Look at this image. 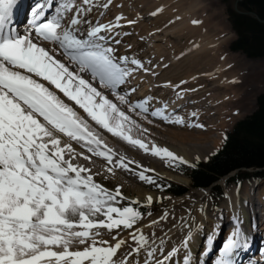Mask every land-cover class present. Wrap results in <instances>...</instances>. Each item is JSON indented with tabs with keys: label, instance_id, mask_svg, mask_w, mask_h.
<instances>
[{
	"label": "snow or ice",
	"instance_id": "obj_1",
	"mask_svg": "<svg viewBox=\"0 0 264 264\" xmlns=\"http://www.w3.org/2000/svg\"><path fill=\"white\" fill-rule=\"evenodd\" d=\"M111 4L112 0L101 4L83 0L84 6L67 0H37L29 9L28 0H0V264H140L134 258L141 252L145 254L143 264H176L173 257L180 247L186 250L182 264H202L190 249L204 230L203 223L191 216L192 209H188V219L181 217L179 224L172 225L184 230L181 245L166 250L167 234L162 238L153 232L149 242L137 227L145 215L152 216L140 208L151 206L153 197L121 206L127 200L121 186L108 189L95 179L101 172L94 173L79 162H92V156H97L106 161L104 172L108 174L114 176L117 168L134 171L130 167L134 162L114 159L116 154L104 145L100 133L60 94L113 136L173 164L188 163L167 148L154 143L149 148L143 139L133 138L134 131L143 136L147 129L106 94L148 123L152 117L184 124L182 118L167 112L166 104L153 109L154 98L148 96L133 102L130 98L136 87H122L138 71L155 73L139 59L118 54L121 33L117 29L124 26L122 16L115 23H93L87 18L93 7L108 9ZM74 7V14L65 21ZM25 11L28 29L21 34L12 21L14 14ZM39 41L54 47L46 49ZM73 143L91 155L78 151ZM136 167L141 169L135 174L142 181L156 184L155 178L146 175L154 169ZM200 211L205 212L203 206ZM169 217L166 211L148 226L167 222ZM125 230H130L136 247L121 252L127 244L121 237ZM215 231L213 227L206 235L202 257L213 251ZM104 235L110 240L103 239ZM248 247V234L237 221L212 264H240L239 256Z\"/></svg>",
	"mask_w": 264,
	"mask_h": 264
},
{
	"label": "rangeland",
	"instance_id": "obj_2",
	"mask_svg": "<svg viewBox=\"0 0 264 264\" xmlns=\"http://www.w3.org/2000/svg\"><path fill=\"white\" fill-rule=\"evenodd\" d=\"M96 2V0H94ZM100 4L104 0H100ZM132 1V2H131ZM146 1V2H145ZM73 2H83L82 0H73ZM140 2V4H139ZM142 2V3H141ZM127 3V4H126ZM161 0H113V4L117 5L118 7L116 10L113 12L112 10L109 9H103L102 7L93 8L92 10L96 9L95 12H97L96 18H94L93 23L99 21L100 23H105L108 21V23H115V18L117 16H122V10L125 8V5H129L128 8L130 9V12L134 10L133 16H131V19L129 20H135L136 23L134 25H128L130 29H134L133 31H129L125 29L126 27L124 26V32L129 33L128 38L126 41L123 42L125 50L132 51V47L134 48L135 46L137 47V50L141 52V57L140 61L144 63L145 67H149V65H154L155 63L157 64V61L161 65L163 62L168 61L171 59V57H177L179 55L180 58L176 59V64L170 65L168 68H165L163 70L160 69L155 76H146V73L143 71H138L134 73V78H130L128 85H132L135 83V85L143 90H149L152 87V83L148 84L147 79L149 78H158L159 80H168L167 78L173 76V73L176 74V72L179 73V76L182 77L185 82L190 81V79H185L187 77L186 74V69L183 68L184 64L182 63L184 61V56L182 57V52L186 51L188 46H192V48H195L193 50H196V54L198 55L196 58H198L195 62L198 63L197 65H202L206 63L207 65L215 66L222 61L226 62V66L230 67V71L232 73V76L234 77L232 82L225 84L224 88L221 86H217V80L215 79L212 82L211 80H204V78L197 77L199 72L201 70L197 69L195 71V75L192 74V80L195 83L193 85L195 91H198V94L192 95L191 91L187 90H179L178 92L182 91L184 95H177V96H182V98L191 97L192 103H181L179 106V109H177L173 114L174 118H182L184 120V124L189 121H186V115L187 112H192V113H200L202 114L204 111H213V115L210 117L211 119L214 118L213 122H211V127L209 129H205V134H209L212 136V138L219 139L216 140L218 141L215 147L211 150V152L201 156H194V159L191 161V163L187 164H180V163H175L173 164L170 161H166V166L163 168L164 172H168L173 175H178L182 176L186 179L189 180V183L187 185L177 183L171 180H168L167 178L162 177L159 174L148 172L146 175L155 178L156 184H149L145 181H142L140 178L138 180H131L130 176L125 174L121 175L122 172L118 171L115 169V175L108 174L102 171L101 169L96 168L98 164H92L87 161H84L83 159H79V162L84 164L86 167H89L92 169V171L95 173L97 171L101 172L102 175L96 176L95 179L97 182L101 183L103 186L107 187L110 190H115V188L119 185L121 192L124 194L125 197H127V200L123 201L121 206H127L128 203L132 200H138L141 203H144L146 201V196L151 195L153 197V204L147 208V212H151L152 216H147L145 215L142 219L141 222L138 223L137 227L140 228V230L143 232L145 235L147 227L149 228L150 221L154 218L159 217L162 215L164 212H168L170 214L169 219H172V216L177 217L175 221H172L173 223H180L179 217H183L185 219H188V209H192L191 216L195 218V221L197 223H200V218L202 220L208 221L210 219L211 214H217L215 216V220L217 223V218L219 217L220 213H224V209L227 206H234V203L237 202L235 200V195L238 197H241L244 191V188H247V191L249 193H253L252 187H247L251 186L254 184H257L256 190L259 192L257 197H264V178H255L252 177L250 179H242L239 183L234 182L231 180L230 182L228 178L231 177V175L221 178L223 181H220V179L216 182V184L220 187V194H217L216 190H213L210 188L207 189H200V188H192L190 186V179L187 174V170L189 167H191L195 162L197 161H205L207 158L210 157V155L217 150L218 148L221 147L222 142L227 134L228 131L232 128L233 124L243 118L244 116L251 114L255 109H256V98L257 96L264 92V59H249L245 57L242 53L239 52H232L229 50L228 45L230 41H232L235 38V34L232 32L230 28V24L228 23L227 20V14L225 10V5L221 2V0H178V4L171 6L164 7L165 5H160ZM165 3V1L163 2ZM236 3V0H234V5ZM197 6V12L195 14V21H200L198 24H194V26L191 23H184L181 21L180 24L184 23L183 25H180L179 23L176 24L177 28L176 33H175V38L173 37H168L167 35L164 36V34L161 33H166L169 29L167 20L171 19L174 21V15L175 14H180V12L189 13L187 11L188 7L194 8V6ZM162 6V7H160ZM160 7V10L164 12L163 16L157 17L156 15L153 16V12H157V14L161 11L158 10ZM102 8V9H101ZM119 10V11H118ZM137 14H135L136 12ZM115 16V18H110L111 13ZM74 14V10L71 12ZM99 13V14H98ZM105 13V14H104ZM119 13V15L117 14ZM73 14H70L73 15ZM110 14V15H109ZM139 14V16H138ZM69 15H66V17H70ZM105 17V19H103ZM129 17V16H128ZM88 18V17H87ZM108 18V20H107ZM139 18V19H137ZM179 18V17H178ZM178 18L176 20H178ZM103 19V20H102ZM141 19V20H140ZM68 19L65 18V21ZM158 20V21H157ZM123 20L120 21L122 25H126V22H122ZM161 22V23H160ZM167 25V26H166ZM179 26V27H178ZM145 27V28H144ZM184 27V28H183ZM18 28V27H17ZM139 28V29H138ZM123 29V28H122ZM145 29L143 30L144 32H140L138 30ZM18 30V29H17ZM200 31L202 32H208V39L210 40L211 38L215 40L216 43H210L209 44V49H205L206 42L201 43L199 40H197V36L200 35ZM131 32V33H130ZM140 32V33H139ZM205 32V33H206ZM133 33V34H132ZM139 33V34H138ZM142 33L143 38H135V37H140V34ZM155 33V34H154ZM132 34V35H130ZM157 34V35H156ZM156 35V37L154 36ZM177 36V37H176ZM130 37V38H129ZM171 38V39H167ZM122 39V37H120ZM132 40V41H130ZM156 40V41H154ZM159 40V41H158ZM207 40V39H206ZM145 41V42H144ZM212 41V40H211ZM40 42V45L43 47H47L46 45L49 44L47 42ZM38 42V43H39ZM127 43H133L134 46H129ZM174 44V45H173ZM213 44V45H212ZM169 45V46H168ZM195 45V46H194ZM54 46V45H53ZM198 46V47H196ZM116 47L120 50L122 49V44L116 45ZM135 47V48H136ZM171 51V48H174ZM177 47V48H176ZM202 50H200V48ZM127 48V49H126ZM135 48L133 52L135 51ZM50 49V48H49ZM210 50V51H209ZM208 51V52H207ZM127 55L129 52H126ZM204 53H206L204 55ZM136 54V53H135ZM135 54L132 53L131 56L135 57ZM171 56V57H170ZM211 56V57H210ZM58 59L63 60V57L60 55L56 56ZM208 57V58H207ZM211 59L209 61L208 59ZM211 62V63H208ZM213 62V63H212ZM180 67V68H177ZM174 67V68H173ZM178 70H176V69ZM215 68V67H214ZM184 69V70H183ZM207 69H212V68H207ZM182 71V72H181ZM214 71V70H213ZM233 71V72H232ZM141 73V74H140ZM181 73V75H180ZM234 73V74H233ZM183 75V76H182ZM195 76L197 78H195ZM231 76V75H228ZM232 77V78H233ZM88 78V77H85ZM179 78V77H178ZM197 79L195 81V79ZM210 78H213L210 77ZM236 79V80H235ZM203 80V81H202ZM200 82V83H199ZM221 83V82H219ZM167 86V84H164ZM221 85V84H220ZM192 87V89H193ZM203 87V88H202ZM148 88V89H147ZM164 88H166L164 86ZM202 88V89H201ZM197 89V90H196ZM205 89V90H203ZM151 89L150 91H152ZM200 91V92H199ZM202 91V92H201ZM160 92V91H159ZM169 88L168 89H163L160 93L162 95H165V93L168 95ZM188 92V93H187ZM202 93V94H201ZM108 94V93H106ZM159 94V93H158ZM171 94V93H170ZM205 94V95H204ZM212 95L213 98H212ZM184 96V97H183ZM175 97V95L173 96ZM195 97V98H194ZM197 97V98H196ZM216 97H222L224 99V104L225 107L227 108L226 114L222 116L221 115H215L217 114V100L214 98ZM207 98V99H206ZM65 99V102H71L68 101L67 98ZM211 100V101H210ZM197 101V102H196ZM213 101V102H212ZM182 102V101H179ZM163 103L158 104L159 107H162ZM178 103V102H177ZM216 103V104H215ZM226 103V104H225ZM166 104V103H165ZM168 104V103H167ZM166 104V105H167ZM212 104V105H211ZM162 105V106H161ZM156 106V107H158ZM76 111L79 110L78 106H73ZM168 108V107H167ZM81 110V109H80ZM203 111V112H202ZM204 115V114H203ZM209 115V114H207ZM203 116L204 118L207 117ZM210 116V115H209ZM224 116V117H223ZM202 116L198 118L199 120H203ZM84 118L89 121V117H87V114H84ZM223 118V119H221ZM91 120V119H90ZM197 122V121H195ZM214 123V124H213ZM90 124L96 128L97 130H100L101 132L107 134V136L111 137V140L120 142L122 144H125L122 142V139L113 136L111 133H108L106 130L101 129L98 125L95 124V122L90 121ZM197 125H202L196 123ZM207 125V124H206ZM208 128V126H207ZM215 128V129H214ZM214 135H212V134ZM221 134V135H220ZM220 137H219V136ZM219 137V138H218ZM129 147V146H128ZM131 148V147H130ZM82 151H85L84 149L79 148ZM113 151H115L118 156L124 157L126 159L128 155L127 153H123L122 151L111 148ZM139 150V149H137ZM136 150V151H137ZM86 152V151H85ZM150 157H153L152 155H149ZM153 160L152 158H150ZM158 160V159H155ZM128 161V160H127ZM92 164V165H91ZM165 169V170H164ZM105 176H107V179H105ZM170 183V184H169ZM168 184V186H167ZM173 185H179L184 188H186V192L183 193L182 195H174L171 192H166L162 190L160 187H157V185H163V188L166 189H171ZM139 189V191H137ZM251 190V191H250ZM142 192V193H141ZM141 193V194H140ZM144 197V198H140ZM232 203V204H231ZM239 205H242L241 203ZM204 207L205 212H201L200 208ZM262 210H264V207H262ZM212 211V212H211ZM216 211V212H215ZM214 212V213H213ZM219 212V213H217ZM264 212V211H263ZM145 213V214H146ZM200 217V218H199ZM262 216H260L261 218ZM227 218V217H226ZM264 219V216H263ZM161 224V223H160ZM170 227V226H169ZM169 227L166 229L160 230V233H155L157 237H162L165 238V234H167V230ZM173 227V226H172ZM204 227V232H200V235H196L197 239L194 240L195 242V247L193 251V255L195 259H199L204 262V258H208L207 256L205 257H200L199 254L203 248V244L206 241V235L208 234L209 231H211V225L210 224H203ZM259 225H257V230L259 229ZM179 228H173V230H178ZM128 231L130 230H125L121 233V237L124 238L127 241V244L122 247L121 251L122 252H127L130 251L132 248L136 247L135 243L133 241H130L131 236L128 235ZM207 231V233H206ZM173 232V231H172ZM261 232V235L263 236V231L259 229L258 233ZM164 233V234H163ZM222 233L221 237L218 239V242L220 243V246L222 244V240L224 237V233L222 230L220 231L219 235ZM184 231L181 232L180 234L174 236V234H171V237L169 236L170 234H167L166 237V243H165V249L168 250L170 247L176 246L179 247L181 245V240L183 237ZM202 234V236H201ZM195 235V234H194ZM226 235V234H225ZM130 236V237H128ZM173 236V237H172ZM128 237V238H127ZM149 242L152 240L151 235H147ZM177 237V238H176ZM105 240H110V237L107 235H104L102 237ZM132 240V239H131ZM130 241V242H129ZM170 241V242H169ZM82 249V246H80ZM181 250L178 252L176 255L177 257H173V260L175 262H180L182 264V255L184 256L185 254V249L180 247ZM200 250V251H199ZM219 250V249H218ZM218 250L212 251L211 256L209 257V261L205 264H212L214 258L217 255ZM179 253L181 255H179ZM184 253V254H183ZM119 255V254H118ZM255 257L256 255H259L258 252H255ZM182 256V257H183ZM145 258V254L141 252L140 256L135 257L134 259L139 260L140 264H143V260ZM179 259V260H178ZM212 260V261H211ZM202 262V264H204ZM261 264H264V261H259Z\"/></svg>",
	"mask_w": 264,
	"mask_h": 264
},
{
	"label": "bare ground",
	"instance_id": "obj_3",
	"mask_svg": "<svg viewBox=\"0 0 264 264\" xmlns=\"http://www.w3.org/2000/svg\"><path fill=\"white\" fill-rule=\"evenodd\" d=\"M164 1H165V3H163ZM36 2H37V0H28L29 9ZM67 2H70V3H72L75 6H84L83 2L75 3V2H73V0H67ZM100 2H101L100 0H96L95 3L96 4H100ZM104 2H106V0H104ZM139 4H140V2H139ZM176 4H178V0H161V3H160V5H165L164 7H167V6H171L172 7L173 5H176ZM129 5H127V6L125 5V8H123V10H122V17H123V21L122 22H126L127 20L131 19V16H133V14H134V10H132L130 12V9L128 8ZM192 6H194V5H192ZM117 7H118L117 5L113 4V0H112V4L109 6L110 9L109 8L108 9L112 10L114 12ZM160 7H162V6H160ZM160 7L158 8L159 11H161ZM93 8L97 9L98 7H93ZM96 9L92 10L89 13L88 19H91L93 21L94 18H96V16H98L97 12H95ZM73 10L75 12V7L73 8ZM197 10H198L197 6H194V8H192L190 6L187 9V11H189V13L186 14L185 13L186 10H185L182 13L180 12V14H175L174 15V18H175L174 21L171 19V16H173V15H171L170 16V20L171 21L167 20V22H166V23H168V26H169L168 31L166 33H161V34H164V36L167 35L168 37L169 36L170 37L174 36V38H175V33H176L175 27L177 28L176 24L177 23L180 24L181 21H183L184 23H191L194 26L193 21L195 20V14H196ZM113 12L112 13L110 12L112 14L110 18H112V19L115 18V17H113V16H115L113 14ZM116 12H117V10H116ZM70 14H73V13H68L66 15L70 16ZM135 14H137V12ZM117 15H119V13ZM163 15H164V12L162 10L156 16L160 17V16H163ZM138 16H139V14H138ZM65 18L69 19L70 17H66L65 16ZM177 18H178V20H176ZM103 19H105V17ZM137 19H139V18H137ZM107 20H108V18H107ZM15 21L18 22V24H21V25H19V29L17 31L19 33H21V34H24L26 32V30L28 29V12L25 11L24 14H18V13L14 14V18H13V21H12V26L13 27H15V24H14V23H16ZM114 21L116 22V20H114ZM104 22L108 23V21H106V19H105ZM184 23H182L180 25H183ZM65 26H66V23H65ZM124 26L126 27L125 29H127L129 31L130 30L131 31L134 30V29H130L131 26L130 27L128 25L127 26L124 25ZM124 26L122 27L123 29L122 28L117 29V31H119L121 33V35L119 37H117V39H120L121 40L120 44H122V49L121 50H120V48L119 49L117 48L118 54L127 55L126 52L128 51L129 52L128 54H130L128 56L133 57V56H131V54L132 53H134V54L136 53L135 54L136 59L140 60V58H142L141 57V52H139V50H137L136 46H135L136 48L134 47L135 48L134 52H133V50H134L133 47H132V51H129L127 48H126L127 50H125V48H124L123 42L126 41L127 38H128V35H126V36L123 35V33H125L124 32ZM143 30H145V29H141V30H138V31L144 32ZM205 32L200 31V35L197 36L198 37L197 40H199L201 43L206 42L205 49H207V48L209 49V47H210L209 44L211 42L212 43H216V42L212 38L209 40L208 39V36H209L208 32H206V33ZM132 34H130V35H132ZM156 35L155 36L153 35V36L156 37ZM120 37H122V39ZM168 37H167V39H171V38H168ZM135 38H139V39L143 38L144 39L142 33L140 34V37L137 36ZM130 41H132V40H130ZM154 41H156V40H154ZM175 41H176V38H175ZM41 42H45V41H41ZM47 43H49V42H47ZM126 44H129V46H134L133 43H127L126 42ZM46 46H47V47H45L46 49H49V48L51 49V48L54 47L51 43L47 44ZM196 47H198V46H196ZM172 49H175V47L171 48V51H172ZM193 49H195V48H192V46L190 45V46H188L186 51L182 52V57L184 56V61L182 62L184 64L183 68H185L186 71H187L186 72L187 77H185V79L189 78L190 81L185 82L184 84H181V81H183L184 79L179 76L178 72H176V74L173 73V76L167 78L168 80H165V81H163L161 79L159 80L158 78H154V79L153 78H149V79H147L146 83H148V84L152 83V87L149 90L140 89V88H138L135 85V83L132 84V85H128L127 84L126 86H122V87L125 88V90H126L127 87H136L137 91L135 93H133L131 98H130L133 102H135L136 100H139V99H143L146 96L153 97L154 99H153V101L151 103V108H153V109L157 108L156 106H158V104L165 102L166 104L168 103L167 104V107H168L167 108V112L168 113H174L177 109H179L178 105H180L181 103H192L194 101V99H193V101L191 99L192 95H195V94L197 95L198 94V91H191L192 95L190 97L186 96L185 98H182V96H177L178 95L177 93H178L179 90L183 89V90L189 91L190 89H192L193 85H195L196 82H194L192 80V74H194L197 69L201 70V72H199L198 75H196L197 77L204 78V80H208V81L211 80L212 82H215L217 80V86L218 87L221 86V88L222 87L224 88L225 84H228V83L232 82L231 80H233L234 77L232 76V73L230 71V67L226 66L227 65L226 62H224V61L222 62L221 61L219 63V61H218L217 65L211 66V67H209L210 65H207L204 62H202L203 63L202 65L201 64L197 65L198 63H196L195 61L198 59V58H196L198 56L196 54V51L198 49H196V50H193ZM200 50H202V49L200 48ZM172 52H174V51H172ZM205 54L206 53H204V55ZM178 58H180L179 55L177 57H173L172 56L171 59H169L168 61L163 62L161 65L157 61V64L155 63L154 65H149L148 68L150 69L151 72H154L156 74L158 71H160V69L163 70L165 68H168L170 65L176 64V61H177L176 59H178ZM208 60L211 61L210 58ZM208 63H211V62H208ZM180 67L177 66V68H180ZM207 68H212V69L209 70ZM176 70H178V69H176ZM147 75L148 76L149 75L150 76H155V75H151L150 73H146V76ZM180 75H181V73H180ZM228 75H231V76H228ZM196 76H195V78H197ZM212 76H213V78H210ZM214 79H215V81H213ZM196 80L197 79H195V81ZM219 82H221V83H219ZM164 84H167V86L164 85ZM175 85H180V87L179 88H174L173 86H175ZM164 86L166 88H164ZM229 86L230 85L228 84V86H226V88H228ZM168 88H169L168 95L166 93H165V95H162V93H160L161 91H163V89H168ZM151 89H153V90L150 91ZM193 89H194V87H193ZM203 90H205V89H203ZM194 92H195V94H194ZM179 93H180V95H184V94H181V93H183L182 91H180ZM60 95H61L62 98H64L62 96V94H60ZM107 95H109V98L112 99L114 103H117L118 106L122 108V110H124L128 115H130L132 117V119L136 120L137 123L139 125H141V127L143 129H147V133H144L143 136H141L139 134V132L134 131L132 133L133 138H141V139H143L145 141V143L148 144L149 148L152 147L153 143L156 146H158V147L167 148L168 150L172 151L176 156L182 157L184 160H186L188 162L187 165L189 163H191V161L194 159L195 155H197V156L199 155V156L202 157L203 155L211 152L213 147H215L216 144H218L217 143L218 141H216V140H219V139L215 140V138H212V136L209 135L210 133L209 134H207V133L205 134V131H203L205 129L206 130L209 129V127L212 126L211 122H213L214 118L211 119L210 117L213 115V111L212 112H209V111H204L203 112L202 111L203 112L202 114H200V113H192V112L189 111V112L186 113V115H188L186 117V121H189V122L188 123L186 122L183 125H180V124H169V123H166V122H164V121H162L160 119H156V118H152V117L148 118V119L152 120V123H148V120H145L142 117L137 116V115H135L133 113H129L127 111L126 106L119 105L118 101H116L115 98L112 97L110 94H107ZM174 95H175V97H173ZM213 96L214 95H212V98H213ZM214 99L218 101L217 102L218 106L216 108L217 109V114H215V115H221V116H222V114L225 115L227 113L226 112L227 108H224L225 107V105H223L224 104V101H223L224 99H222V97L221 98L220 97H216ZM179 101H182V102H179ZM66 103H69L72 106H74L73 102H66ZM165 103L163 105H165ZM77 112L83 117H84V114H86V113L83 112L82 109L81 110L79 109ZM207 114H209L210 116L207 115ZM206 115H207V117L204 118L203 116H206ZM201 116L204 118L203 120H201V119L199 120L198 119ZM221 119H223V118H221ZM90 121L91 120L89 119V121H88L89 125L93 129H95L97 132L100 133V135L102 137V140H103V143H104V145L107 146V148H110V149L111 148H115V149H118V150L122 151L123 153L124 152L127 153V155H128L127 158H129V159L124 158L125 161L127 162V160H128V161H133L134 162L133 164L130 165V167H132L134 169V171H126V170L121 169V168H117L116 169V170L122 172L121 173L122 176L127 174V175L130 176L131 180H134V179L138 180L139 176L135 174V172H139L141 170L140 168L136 167V165L138 164V165H141L145 169H154V171H149V172L159 174L162 177L167 178L168 180H171V181H174V182H177V183H181V184H184V185H187L189 183V180L184 178V177H182V176L173 175V174H170L168 172H164L163 171V168L166 166L165 165L166 161H169V160L163 159V158L158 157V156H154V155L151 154V152H145L144 150L140 149L138 146L134 147V146L130 145L129 143H127L124 140H122V142H124L125 144L113 141V140H111V137L107 136V134H105V133L101 132L100 130H97L96 128H94L90 124ZM195 121H197L198 124H202L203 127L190 126V125H197L196 124L197 122H195ZM207 126H208V128H207ZM73 146L78 151H82V150L79 149L80 148L79 145H76L75 143H73ZM137 149H139V150H137ZM111 150L113 151V149H111ZM85 151H83V152H85ZM113 152L116 154L114 159H119L120 156H118V154L115 151H113ZM85 155H91V154L85 152ZM149 155H152L153 157H150ZM150 158H152L153 160H151ZM155 159H158V160H155ZM87 162H89V161H87ZM89 163H92V164H95V165L98 164L95 167L98 168V169H101L102 171L104 170V166L106 165V161L103 160L100 157H97V156H92V162H89ZM220 181H223V179H220ZM257 184L253 183V185L247 186V187H252L253 193H249L247 191V188H244V191H243V194H241L242 195L241 197L237 198V196L235 195V200L237 202L234 203V206H227L224 209V213H220L219 214V217L217 218V223H215L216 220L214 219L217 214H211L210 215V219L208 221L202 220L199 217L200 221L203 224H210L211 225V229L213 227H215V229H216V231L214 233V243L212 245V248H213L214 252H215V250H218V249H220L222 247L223 243L225 242V240L227 239L229 234L234 230L235 227H237V221H239V227L243 230V232L247 233L248 237H249L248 250L246 252H241V254L239 256L240 264H261L259 261H262V262L264 261V235L262 236L261 232L258 233V231L260 229L261 231H263V234H264V219H263V216H264V212L263 211L264 210H262V207H264V197H262V198L257 197V195L259 194V192H257V190H256ZM137 191H139V189H137ZM139 196H140V198H144V197H141V195H139ZM240 203L242 205H239ZM217 213H219V212H217ZM260 216H262V217L260 218ZM179 219H180V217H179ZM172 221H173L172 219H169L167 222L162 221L161 224H159L157 226H154V227H150L149 226V228L147 227L145 236H147V235H151L152 236L153 232L160 233L161 232L160 230H162L164 228L166 229L169 226L170 227L167 230H165V231H167V234H170L169 235L170 237H171V234H174V236H176V235H178V233L180 234L181 232L184 231V230H182L180 228L178 230H173V227L171 225ZM257 225H259V227H260L258 230H257ZM169 229H171V231H169ZM221 230L223 232H225V233H224V237H223V240H222V244L220 246V243H219L220 241L218 242V239L222 235V233L219 235ZM203 232H204V230H203ZM206 233H207V231H206ZM198 235H200V233ZM201 236H202V234H201ZM128 237H130V236H128ZM196 239H197V237L195 238V240ZM130 241H132V240L130 239ZM205 243H206V241H205ZM205 243L203 244V248H204ZM195 244H196L195 242H192L190 244V249L192 250V252L194 251ZM203 248H202V250H203ZM180 250H181V248H180ZM255 252H258V254H259V255H256V257L254 255ZM211 254L212 253L207 255L208 258H204V262L202 261L204 264L209 261V257L211 256ZM179 255H181V254L179 253ZM182 256L179 257V258H183ZM175 257H177V256H175ZM200 257H202V256L199 254V258ZM176 264H180V262L179 263L176 262Z\"/></svg>",
	"mask_w": 264,
	"mask_h": 264
},
{
	"label": "trees",
	"instance_id": "obj_4",
	"mask_svg": "<svg viewBox=\"0 0 264 264\" xmlns=\"http://www.w3.org/2000/svg\"><path fill=\"white\" fill-rule=\"evenodd\" d=\"M221 2L235 34L228 45L229 50L249 59H264V0H239L236 7L234 0ZM186 170L192 188L211 187L217 194L221 190L216 182L234 171L236 173L228 178V182L264 178V92L256 98V109L233 124L221 147L205 161H197ZM161 189L177 196L186 192V188L173 184L171 189ZM140 211L146 213L147 208L142 207Z\"/></svg>",
	"mask_w": 264,
	"mask_h": 264
},
{
	"label": "water",
	"instance_id": "obj_5",
	"mask_svg": "<svg viewBox=\"0 0 264 264\" xmlns=\"http://www.w3.org/2000/svg\"><path fill=\"white\" fill-rule=\"evenodd\" d=\"M239 0H236V3H235V7H236V4H237V2H238ZM245 13H248V14H251L252 15V13L251 12H245ZM255 17H257V16H255Z\"/></svg>",
	"mask_w": 264,
	"mask_h": 264
}]
</instances>
